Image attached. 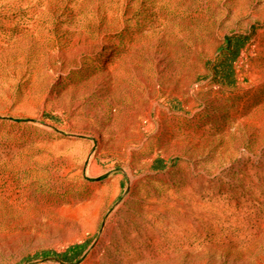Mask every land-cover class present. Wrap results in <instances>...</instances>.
<instances>
[{
    "label": "rangeland",
    "instance_id": "1",
    "mask_svg": "<svg viewBox=\"0 0 264 264\" xmlns=\"http://www.w3.org/2000/svg\"><path fill=\"white\" fill-rule=\"evenodd\" d=\"M158 260L264 264V0H0V264Z\"/></svg>",
    "mask_w": 264,
    "mask_h": 264
},
{
    "label": "bare ground",
    "instance_id": "2",
    "mask_svg": "<svg viewBox=\"0 0 264 264\" xmlns=\"http://www.w3.org/2000/svg\"><path fill=\"white\" fill-rule=\"evenodd\" d=\"M98 43H107L105 40H102V38H99ZM161 69L156 68V72H159ZM140 73V72H139ZM109 104H111L113 106V108L115 109V105L112 103V101H109ZM154 101H150L142 110L141 114H136L135 112H129L127 115L124 114L123 118L125 119V123L123 124L122 130L121 132L116 136L117 140H127L130 137L131 133H139L140 132V127L143 124V120L147 121L148 126L145 128V131L148 132L152 129H154L156 127L157 131V137L154 140V142H163V143H171L176 144L177 139L176 137H172V135H175L177 132L175 129H172L173 127L171 126V117L168 115V113L166 112V114L163 117H158V120L156 122H154L153 119L150 118V113L153 109V105H154ZM110 114L112 115L113 112L110 111ZM132 123L135 126L133 128L129 127V124ZM93 137L96 139V141L99 143L100 146L105 144V141L110 137L109 135H106L104 133L103 130L100 129H95L93 131ZM131 151L129 150L128 153H130ZM92 164L91 168L95 169L94 163L95 161H91L90 162ZM96 171V170H95ZM20 194L19 197L23 196L24 194H28V192H30V190L27 189H23V190H18L15 193ZM24 204L26 203V201H24L22 198L20 199V201H16L14 199L11 200V204ZM114 226H117L115 223L113 224ZM148 253H146L145 255H147ZM163 260H158L157 264H163L162 262ZM141 264V263H140ZM144 264H150V263H144Z\"/></svg>",
    "mask_w": 264,
    "mask_h": 264
},
{
    "label": "trees",
    "instance_id": "3",
    "mask_svg": "<svg viewBox=\"0 0 264 264\" xmlns=\"http://www.w3.org/2000/svg\"><path fill=\"white\" fill-rule=\"evenodd\" d=\"M246 41L247 39L244 38L243 36H232L225 38L224 47L221 50H224V52L227 53V60H229L230 67L231 64L236 60L241 48L246 43ZM81 250L82 249L80 248L72 247L69 248L64 254H60V255L56 254L52 256L53 258L59 259L61 261L71 262L77 259ZM38 257H45V254H41L40 256L37 255L36 258Z\"/></svg>",
    "mask_w": 264,
    "mask_h": 264
}]
</instances>
